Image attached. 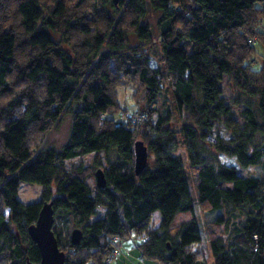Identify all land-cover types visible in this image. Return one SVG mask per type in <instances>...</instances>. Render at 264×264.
Listing matches in <instances>:
<instances>
[{
	"label": "trees",
	"instance_id": "16d2710c",
	"mask_svg": "<svg viewBox=\"0 0 264 264\" xmlns=\"http://www.w3.org/2000/svg\"><path fill=\"white\" fill-rule=\"evenodd\" d=\"M41 1L0 0V256L8 264L39 262V249L27 229L35 222L41 203L51 201L52 232L65 254L64 264H103L113 247V236L122 240L133 236L142 256L160 264H205L200 252L190 250L199 244L201 235L192 217L194 200L188 179L175 155L174 132L162 118L148 120L146 111L142 113L147 120L139 125L112 119L123 110L113 71L134 74L147 91V104L153 103L160 89L157 72L133 58L118 57L125 48L124 35L108 16L100 30L96 27L91 32L82 24V45L73 48L71 56L65 54L49 30L67 27L66 2L55 0L51 13L44 17ZM95 1L77 0L75 6L90 2L96 9ZM120 3L135 16L130 23L137 38L147 41L150 30L140 24L146 0ZM149 6L158 12L156 29L172 77L175 106L186 115L181 137L197 179L196 200L204 210L235 207L243 216L226 242L210 238L213 264H264V178L242 176L233 166L208 155L213 149L235 157L242 168L264 157V67L246 69L226 53L230 44L253 32L256 19L264 20L260 15L264 0H149ZM84 64L86 73L81 71ZM224 76L238 89L236 99L248 98L241 110L244 126L232 129L234 136L229 140L213 131L222 119L229 128L234 123L222 94ZM72 101L80 106L72 111L66 143L60 150L41 147L44 132L69 111ZM256 134L261 140L253 145ZM33 135V147L38 150L28 145ZM136 141L148 153L146 167L138 175L133 169ZM89 154L103 155L104 188H97L95 181L91 187L79 169L65 168L67 160ZM22 182L42 187L38 202L19 201ZM99 209H103L102 216ZM154 212L159 222L151 227ZM186 213L190 218L174 227L176 216ZM75 228L81 231V239L72 245L69 234Z\"/></svg>",
	"mask_w": 264,
	"mask_h": 264
},
{
	"label": "rangeland",
	"instance_id": "374dc122",
	"mask_svg": "<svg viewBox=\"0 0 264 264\" xmlns=\"http://www.w3.org/2000/svg\"><path fill=\"white\" fill-rule=\"evenodd\" d=\"M64 1L66 2L67 7V27H64L63 29L49 30V34L58 48H60L65 54L71 56V54L74 53L73 48L82 45L81 43L84 38V34L81 32L82 24L89 27V31L91 32L96 31V27L100 30L101 28H104V17L108 16L112 23H117L124 35L125 48L117 54L118 57L133 58L136 63L140 64V66L144 65L147 69L157 72L160 89L153 103L147 104V91L134 74L128 75L122 74V72L119 73L113 71L114 81L120 86L116 88L115 93L119 104L123 107V110L119 111L115 114V116H118L121 113L125 114L127 112H134L140 115L144 114L146 117V114L142 113V111H146L148 120L153 122L158 117L162 118L166 120L165 126L169 127L174 132L178 140V148L175 155L181 159L188 179L190 194L194 200L192 217L196 220L201 235L199 244L191 246L190 250L193 252H200L205 260V264H213L214 259L209 247L210 238H221L224 242H226L232 234L233 226L238 221L242 220L243 216L241 214V209L235 207H229L212 212L204 210L196 200L197 179L194 170L189 165L186 150L181 137V124L184 122L186 115L183 110H178L174 103L172 95V77L166 69L165 61L162 57L159 45V33L156 29L158 12L152 10L149 6V0H146V13L144 18L140 20V24H145L149 28L151 36L147 41H141L137 38L134 28L130 23L135 16L130 9L121 5V0H116L115 2H113V0H96V9L93 8L92 3L90 2L84 7H78L75 6L77 0ZM54 2L55 0L41 1V8L44 17H47L51 13ZM260 10V15H264V7H261ZM260 20V18L256 19L255 26L253 27V32L251 34L241 40L238 39L237 41L239 42L234 41L232 45L230 44L226 49L227 55L238 64L244 65L246 69L251 65L252 69L256 71L264 67V36L259 34V31L264 34V20H262V22ZM40 26L41 22L38 23V28ZM15 27L16 33H18L17 36L21 37L17 25ZM77 50L79 51L81 49ZM187 50H190L189 46H187ZM95 61L96 60H93L92 63ZM108 62L109 66L113 68V59H108ZM82 70L84 73L87 72L88 69L85 64L84 67L81 68V71ZM20 86L21 85H17L16 88H19ZM221 87L223 91L222 94L230 106V114L234 123L233 127L229 128L222 119L220 122L214 124L213 131L218 133L224 140H229L234 136V131H232V129L237 130L238 127L244 126L243 124L245 121L241 116V110L245 107V103H247L248 98L247 96L242 95L241 97L239 96V99H236L239 91L234 86L232 79L228 76L223 77ZM234 100H239L240 103L234 104ZM79 106L80 103L76 101L70 102L69 111L63 112L59 119L44 132L41 147H51L55 150L61 149L68 139V133L72 120V111ZM145 120H147V118ZM127 124L138 123L129 122ZM260 137L261 136L259 134H256L252 144H259L261 140ZM34 138L35 136L33 135L28 139V145L30 147H33V143H35ZM35 150H38V148ZM209 152V156H214L220 164L233 166L242 176L264 178V157H262L258 164L242 168L236 162L235 157H229L225 154L218 153L213 149H209ZM102 160H104L102 154H89L67 160L64 164L67 170L72 171L74 169H79L86 177V181L89 185L93 187V174L94 171L101 168V164L103 163ZM152 161L153 159L150 155L148 161L149 164H152ZM51 187L53 188L54 185H51ZM41 191L42 187L35 183L22 182L18 188L17 198L20 202L25 204L38 202L41 199ZM4 211L6 212V210ZM99 214L100 216L103 214V209H99ZM217 216L221 218L220 221H215ZM189 218L190 215L187 213L177 215L174 227H177L180 223L188 220ZM158 222L159 214L158 212H154L151 218V227H156ZM59 226H61L60 221L57 219L56 228ZM67 228L68 227L65 226L62 229L64 235L68 232ZM131 241H135V238H132ZM131 241L127 240L125 244H123V247L129 248L131 246ZM127 258H134L131 260V264H151L144 259L137 258L136 256L131 255V257ZM0 264H8L4 260L3 256H0ZM111 264H114V262Z\"/></svg>",
	"mask_w": 264,
	"mask_h": 264
},
{
	"label": "water",
	"instance_id": "95a60500",
	"mask_svg": "<svg viewBox=\"0 0 264 264\" xmlns=\"http://www.w3.org/2000/svg\"><path fill=\"white\" fill-rule=\"evenodd\" d=\"M116 0H113L115 2ZM134 152V173L138 175L147 164L148 153L146 146L141 141H136L133 146ZM94 181L97 188H104L106 180L101 168L94 172ZM54 214L52 202H42L36 220L28 229V235L36 244L40 253V260L37 263L29 261L26 264H64L65 254L58 248L57 240L52 232ZM81 239V231L77 228L71 230L69 240L72 245H77Z\"/></svg>",
	"mask_w": 264,
	"mask_h": 264
},
{
	"label": "built area",
	"instance_id": "2783aa9c",
	"mask_svg": "<svg viewBox=\"0 0 264 264\" xmlns=\"http://www.w3.org/2000/svg\"><path fill=\"white\" fill-rule=\"evenodd\" d=\"M101 116L102 118H107V116L104 114H102ZM112 119L118 124H127L129 122L131 123L143 122L146 119V117L144 114L140 115L134 112H127L125 114L121 113L118 116L114 115ZM110 240L112 242L113 247L111 249V252L104 258L103 264H111L121 255V248H122L123 240L119 238L118 236H113ZM86 264H89V263H86Z\"/></svg>",
	"mask_w": 264,
	"mask_h": 264
},
{
	"label": "crops",
	"instance_id": "0c3cea01",
	"mask_svg": "<svg viewBox=\"0 0 264 264\" xmlns=\"http://www.w3.org/2000/svg\"><path fill=\"white\" fill-rule=\"evenodd\" d=\"M92 220H93V218H92ZM132 238H134V237L132 236V237L126 239V240H123L122 248H121V255H120L119 258H117L115 261H113L114 264H131V260H133L134 258L133 259H128L127 258V257H131V255L132 256H136L137 258H140V259H144V260L148 261L151 264H160L156 260L148 259V258L142 256L140 250L137 247V242L138 241H136V239H135V241H131ZM127 240L131 241V246L129 248L123 247V244H125V242Z\"/></svg>",
	"mask_w": 264,
	"mask_h": 264
}]
</instances>
